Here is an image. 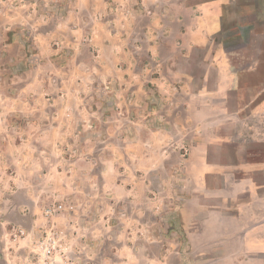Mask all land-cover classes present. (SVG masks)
<instances>
[{
	"label": "crops",
	"instance_id": "0c3cea01",
	"mask_svg": "<svg viewBox=\"0 0 264 264\" xmlns=\"http://www.w3.org/2000/svg\"><path fill=\"white\" fill-rule=\"evenodd\" d=\"M248 2L0 0V264H32L34 239L53 220L92 252L101 227L111 255L85 264H142L141 184L181 156L169 149L178 124H201L204 142L169 171L194 173L198 188L209 177L248 188L254 171L264 176V162H248L236 183L239 167L211 161L206 143L236 120L230 95L253 70H238L226 47L242 37ZM198 194L169 200L159 230L169 264H264V196L254 216L224 196L203 207Z\"/></svg>",
	"mask_w": 264,
	"mask_h": 264
},
{
	"label": "rangeland",
	"instance_id": "374dc122",
	"mask_svg": "<svg viewBox=\"0 0 264 264\" xmlns=\"http://www.w3.org/2000/svg\"><path fill=\"white\" fill-rule=\"evenodd\" d=\"M248 4L253 5V11L248 14V17L241 18L246 21V27L241 30L242 37L237 41L227 42L226 47L233 53V63L238 70L253 69L247 75H242L240 78L242 87L236 93L230 95L229 106L230 110L236 114V120L227 125H222L220 134L223 138L220 140L206 141L209 143L210 160L214 161L220 157L223 162H233L237 165L238 170L232 172L231 180L236 183L249 178L246 172H242L240 167L248 162L260 164L264 162V0H248ZM241 20V22H242ZM240 22V21H239ZM183 132L177 138L169 139V149L180 153L181 156H173L168 158V166L161 171L152 173L151 179L144 185L141 184L140 197L142 204V217L144 221L142 226L145 228V234L141 236V243L146 249L141 252L142 264H169V237L161 236L160 229H168L166 216H169V200L176 198H183L185 195L199 196L200 204L204 207L211 208L219 206L220 196H224L226 206L232 208V212L240 214L242 210L247 209L248 212H253L254 216L261 213L259 209L261 206V198L264 196V189H261V184L264 183V176L261 171H254L252 187L238 186L236 188L224 187L221 178H207L209 184L206 188H198L194 183V173H186L185 171L171 172L169 171V160L173 165H182L188 158L189 150L195 147L197 143L204 142L199 139L201 133V124L177 125ZM183 126V127H182ZM186 133V134H185ZM183 135H188L189 139L183 138ZM217 143V145H215ZM160 143L157 145L159 146ZM156 146V144H153ZM217 146L222 147V153L217 152ZM230 151L234 154L229 155ZM234 151V152H233ZM227 153V154H226ZM221 155V156H219ZM157 158V157H156ZM249 174H251L249 172ZM141 175H146L141 173ZM216 181L215 183L213 182ZM233 182V181H232ZM257 185V186H255ZM229 195L232 197L228 199ZM216 196V197H214ZM174 198V199H173ZM151 201V203H150ZM154 203V205H153ZM149 206L153 209L150 210ZM154 214H153V213ZM256 212H258L256 214ZM256 214V215H255ZM164 215V216H163ZM157 216V221L154 217ZM165 220H161L160 217ZM151 218V220H150ZM169 218V217H168ZM114 226V221L109 222ZM54 229L56 222H54ZM120 224L126 225L123 222ZM83 226H77L78 231H81ZM47 227L41 230V234L36 238H44L45 231L50 230ZM157 229L158 233L155 235L154 231ZM56 241L58 242L60 251L57 249L56 259L60 262V256L64 255V260L69 258L76 264H85L86 261L96 260L101 261L102 255H111L110 249L103 246L105 237L101 227L95 228L97 233L96 251L92 252L85 247V236L75 238L77 235L76 230L73 231V236H69V230H59ZM49 236V234H48ZM34 239V240H35ZM37 240V239H36ZM35 244V243H34ZM105 248V251L103 250ZM35 252L31 253V256ZM108 258H113L110 256Z\"/></svg>",
	"mask_w": 264,
	"mask_h": 264
},
{
	"label": "built area",
	"instance_id": "2783aa9c",
	"mask_svg": "<svg viewBox=\"0 0 264 264\" xmlns=\"http://www.w3.org/2000/svg\"><path fill=\"white\" fill-rule=\"evenodd\" d=\"M61 210L60 206L56 207H46L44 210L45 215L51 216L54 215L56 212ZM18 234L21 236L23 232L21 230L18 231ZM46 237L44 238H36L34 241L35 246V255H33V263L32 264H60L63 261H67L68 263H73V261L69 258L68 260H64V255L60 256V262L56 259L57 249L58 251L61 250L59 248L58 242L56 238L58 237V231L56 229L51 228L48 233L47 231L44 232ZM49 234V236H48Z\"/></svg>",
	"mask_w": 264,
	"mask_h": 264
}]
</instances>
